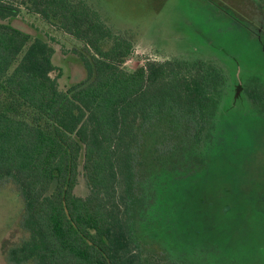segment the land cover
<instances>
[{
    "label": "trees",
    "instance_id": "trees-1",
    "mask_svg": "<svg viewBox=\"0 0 264 264\" xmlns=\"http://www.w3.org/2000/svg\"><path fill=\"white\" fill-rule=\"evenodd\" d=\"M22 6L80 41L82 80L59 88L54 47L12 23ZM131 46L81 0H0V181L18 189L28 233L12 264H145L139 218L164 239L146 219L166 177L210 140L226 76L201 60L130 70Z\"/></svg>",
    "mask_w": 264,
    "mask_h": 264
},
{
    "label": "rangeland",
    "instance_id": "rangeland-1",
    "mask_svg": "<svg viewBox=\"0 0 264 264\" xmlns=\"http://www.w3.org/2000/svg\"><path fill=\"white\" fill-rule=\"evenodd\" d=\"M81 1L111 35L130 40L125 68L201 60L226 76L210 140L166 177L146 219L166 240L145 235L140 218L135 222L132 241L142 262L264 264V0ZM12 23L54 47L51 76L60 89L85 77L74 50L80 41L23 6ZM145 179L143 188L153 182ZM86 190L80 173L76 192ZM23 214L16 186L0 181V264H12L8 249L28 235Z\"/></svg>",
    "mask_w": 264,
    "mask_h": 264
}]
</instances>
